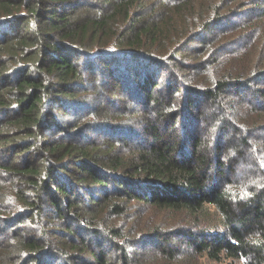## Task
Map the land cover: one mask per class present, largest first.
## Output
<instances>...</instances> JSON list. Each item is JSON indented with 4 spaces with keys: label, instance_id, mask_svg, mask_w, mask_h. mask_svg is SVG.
<instances>
[{
    "label": "trees",
    "instance_id": "1",
    "mask_svg": "<svg viewBox=\"0 0 264 264\" xmlns=\"http://www.w3.org/2000/svg\"><path fill=\"white\" fill-rule=\"evenodd\" d=\"M263 21L0 0V264H264Z\"/></svg>",
    "mask_w": 264,
    "mask_h": 264
},
{
    "label": "rangeland",
    "instance_id": "2",
    "mask_svg": "<svg viewBox=\"0 0 264 264\" xmlns=\"http://www.w3.org/2000/svg\"><path fill=\"white\" fill-rule=\"evenodd\" d=\"M248 26H247V29H251L253 27V25H256L258 24V16L252 18L249 22H248ZM263 27H264V21H263ZM244 28L240 29V30H243ZM238 32V31H237ZM233 34H236V33H233ZM249 47V46H248ZM246 58V57H245ZM200 262L204 263V264H226L225 262H210V261H207V259L204 257H200L199 258Z\"/></svg>",
    "mask_w": 264,
    "mask_h": 264
}]
</instances>
